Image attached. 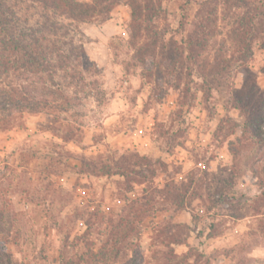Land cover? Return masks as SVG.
Wrapping results in <instances>:
<instances>
[{
    "label": "rangeland",
    "instance_id": "1",
    "mask_svg": "<svg viewBox=\"0 0 264 264\" xmlns=\"http://www.w3.org/2000/svg\"><path fill=\"white\" fill-rule=\"evenodd\" d=\"M254 4L258 11H250L258 20L245 64L264 95V23L259 22H264V0ZM29 6L15 11L35 25L39 11ZM233 17L234 10L225 11L222 0H165L156 26L167 44L173 39L182 45L205 22L210 37L199 63H211L221 45L227 49L231 43ZM130 20L129 6L121 3L106 20L71 23L67 34L60 33L64 44H59L61 57L74 61L55 80L73 107L68 113L61 108L13 112L12 123L0 129V264H60L64 241L85 233L98 251L109 237L111 222L148 184H133L129 193L121 176H87L79 170L84 157L113 161L130 152L171 165L153 188L162 189L172 180L179 186L190 184L187 197L193 199L192 207L179 211L158 205L144 219L139 264H163L168 248L183 260L180 264H264V147L251 135L242 137L245 119L231 108L229 94L214 91L205 102L197 65L188 83L194 96H183L171 79L160 82L155 92L144 76L150 66L135 59ZM244 78L243 71H236L232 85L241 88ZM4 80L15 87L49 84L46 76L23 72ZM59 102L64 105V100ZM67 122L77 129L76 141L62 138ZM233 124L239 128L230 134ZM169 140L173 147L163 150ZM230 144L237 149L236 157ZM217 200L222 204L217 206ZM193 213L199 215L197 223ZM170 222L189 226L186 243L170 245L165 236L155 241V230ZM84 251L83 246L69 248L67 255ZM198 255L203 256L199 261Z\"/></svg>",
    "mask_w": 264,
    "mask_h": 264
},
{
    "label": "trees",
    "instance_id": "2",
    "mask_svg": "<svg viewBox=\"0 0 264 264\" xmlns=\"http://www.w3.org/2000/svg\"><path fill=\"white\" fill-rule=\"evenodd\" d=\"M163 1L165 0H93L87 3L80 0H0V84L4 85L0 87V129H5L12 123L13 112L28 110L49 113L61 108L64 109L60 110L61 112L68 113V109L73 105L72 101L65 92L58 89L55 79L60 70L67 68L66 63H72L74 60L61 57L62 48L59 43H64L60 33L64 31L63 34H67L69 25L74 22L99 18L106 20L117 5L124 3L131 10L129 29L131 43L136 48L135 59L144 67L150 66L144 76L153 82L155 92L160 90V82L171 79L172 86L183 96L191 94L192 89L188 83L192 77L193 66L197 65L200 69L199 77L203 80L199 90L203 93L205 102L211 101L214 91L229 94L228 102L231 108L238 110L245 119L244 124L240 126L242 137L251 135L264 147V95L245 64V59L251 51V40L255 37L256 19L258 20L250 11L259 9L256 8L254 0H222L225 11L226 8L234 10V19L229 31L231 43L227 49L225 44H222L211 63L203 61L204 59L199 63L210 37V31L203 21L197 24L195 31L188 34L184 44L180 45L173 39L168 44L165 42L163 32L156 26L162 13ZM185 1L188 3L190 0ZM25 3L30 5L29 8L39 11V19L35 25L30 24L29 18L23 20L18 11H15V8L22 9V4ZM260 13L261 18L264 17V13ZM259 22L260 26H263L262 19H259ZM83 58V62H88L87 57L83 55ZM238 70L245 74L241 88H236L231 82ZM15 72L46 76L49 84L31 87L5 84L4 78ZM184 79H187V82L183 83ZM59 95L62 98L59 99ZM60 100H64V105L60 104ZM233 125L230 134H234L239 128L238 124ZM49 130L56 133L53 127ZM76 132L77 129L67 122V132L62 134V138L66 141H76ZM170 140L163 150L169 151L173 147ZM229 149L236 157L235 146L230 144ZM170 166L161 158L141 155L139 152L122 154L113 161L84 157L80 174L97 177L121 176L125 179V189L129 193L133 191V184L148 185L144 194L132 200L117 217V221L111 222L109 237L98 251L93 250L85 233L75 241H64L60 251V264L141 263L143 256L138 241L144 219L154 214L158 205L176 211L192 207L193 199L187 197L190 184L179 186L172 180L162 189L153 188L156 179L161 174L168 173ZM223 190L227 191L226 188ZM123 198L128 200L125 194ZM221 204V200H217V206ZM207 212L210 213V210ZM192 216L196 223L200 221L198 214L193 213ZM159 228L155 230V241L165 236L167 244L178 245L186 243L189 237L190 228L185 223L170 222ZM210 230L214 231V228L211 227ZM81 246L84 247V252L68 257L69 248L74 250ZM163 256V264H180L183 261L176 259L177 255L172 248H168ZM202 257L198 255L197 261Z\"/></svg>",
    "mask_w": 264,
    "mask_h": 264
}]
</instances>
